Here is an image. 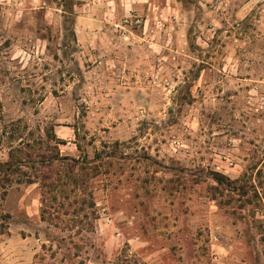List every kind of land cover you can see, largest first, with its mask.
I'll list each match as a JSON object with an SVG mask.
<instances>
[{"label": "rangeland", "instance_id": "1", "mask_svg": "<svg viewBox=\"0 0 264 264\" xmlns=\"http://www.w3.org/2000/svg\"><path fill=\"white\" fill-rule=\"evenodd\" d=\"M150 3L86 48L80 0H0V161L52 130L88 169L63 206L13 177L0 264H264V0Z\"/></svg>", "mask_w": 264, "mask_h": 264}, {"label": "trees", "instance_id": "2", "mask_svg": "<svg viewBox=\"0 0 264 264\" xmlns=\"http://www.w3.org/2000/svg\"><path fill=\"white\" fill-rule=\"evenodd\" d=\"M48 144L51 145L50 151L46 153H37L35 146H41L42 140L37 141L33 144L25 143L24 146L28 149L22 158H15L9 153L7 160L0 161V199H4L6 195V188L13 183V177L17 176L21 172L23 167H28L31 170L27 176V183H38L41 191V204L46 205V201H49L53 206L58 204L63 206L64 202L70 200V196L66 191L71 192L75 195L80 187L85 189L86 179H87V167L84 163L77 162L76 160H71L67 158H62L59 155V150L57 148L58 140L56 141L55 136L52 134V130L48 132L47 138ZM22 153L21 149L17 150V153ZM51 153V154H49ZM99 166L92 167V170H96ZM83 175V176H82ZM85 179H84V178ZM79 180L81 182L79 183ZM47 198V199H46ZM62 199V203H58ZM75 202V198H72ZM92 206L94 204L92 203ZM49 217L48 208H42V219L43 217ZM8 218V216L2 214L0 210V219Z\"/></svg>", "mask_w": 264, "mask_h": 264}, {"label": "crops", "instance_id": "3", "mask_svg": "<svg viewBox=\"0 0 264 264\" xmlns=\"http://www.w3.org/2000/svg\"><path fill=\"white\" fill-rule=\"evenodd\" d=\"M82 8L85 9L84 14L76 17L74 26L75 37L79 40L82 47H88L91 40L99 34L106 32V23L113 19L118 23L114 24V28L120 32V38L128 36L129 32L132 36L134 24L143 20L146 12L151 10L150 0H80ZM258 1V0H253ZM162 12V9H160ZM164 13V12H163ZM122 22H128L126 24ZM121 31H125L121 33ZM133 31V32H132ZM142 40V37H137ZM144 39V38H143ZM122 41V40H121ZM127 42V41H126ZM128 48V46H126ZM125 46H121V51L126 55H130V50ZM122 55V54H121ZM120 55V56H121Z\"/></svg>", "mask_w": 264, "mask_h": 264}]
</instances>
